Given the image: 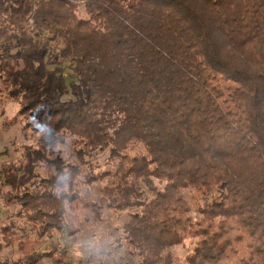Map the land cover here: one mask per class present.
<instances>
[{
	"label": "trees",
	"instance_id": "obj_1",
	"mask_svg": "<svg viewBox=\"0 0 264 264\" xmlns=\"http://www.w3.org/2000/svg\"><path fill=\"white\" fill-rule=\"evenodd\" d=\"M78 9L0 0V116L13 104L6 124L32 140L0 165V250L15 244L17 264H40L56 250L38 254L44 240L77 233L66 215L94 145L152 193L131 202L121 188L122 205L139 208L123 227L133 264H264V0ZM133 142L143 151L128 157ZM188 238L183 259L165 252Z\"/></svg>",
	"mask_w": 264,
	"mask_h": 264
},
{
	"label": "rangeland",
	"instance_id": "obj_2",
	"mask_svg": "<svg viewBox=\"0 0 264 264\" xmlns=\"http://www.w3.org/2000/svg\"><path fill=\"white\" fill-rule=\"evenodd\" d=\"M40 0H29V5L34 9ZM79 6L78 16L82 17L85 0H70ZM55 24L47 25L43 22L39 27L43 37L51 36V29ZM60 45V40H57ZM54 43V42H53ZM13 51H10L12 53ZM1 53V52H0ZM66 66V64H65ZM67 73V71H66ZM5 114L0 116V165L2 162L15 159L20 156L18 148L22 144L31 142L30 133L24 131L19 122L11 125L6 123L12 121L14 105L5 104ZM111 146L88 147L84 151L83 172L89 176L86 183L80 182V195L74 204L69 207L66 218H73L78 231L73 236H68L64 231L56 234L52 239L43 241L37 250L40 253H49L53 247V255L44 259L40 264H133L127 254L124 236V225L129 220V215L139 210L137 207L123 206L121 188L129 189L127 198L132 202L135 199H150L152 193L148 186L133 175L123 177L121 160L110 157ZM63 157L76 161V154L69 147H61ZM143 151V145L133 142L127 149V156L137 155ZM154 183H157L153 179ZM137 190L138 192L137 196ZM184 198H189L190 191L184 190ZM5 217L6 213H1ZM196 219V215H191ZM194 239L188 238L184 243L173 246L165 252H169L173 258L183 259L191 250ZM19 252L16 245L0 250V259L7 264H17ZM54 259V260H53ZM61 259L59 263L55 260ZM23 264V263H20Z\"/></svg>",
	"mask_w": 264,
	"mask_h": 264
}]
</instances>
